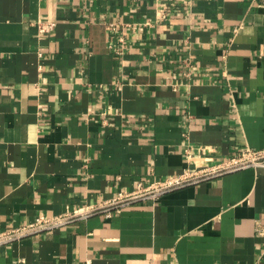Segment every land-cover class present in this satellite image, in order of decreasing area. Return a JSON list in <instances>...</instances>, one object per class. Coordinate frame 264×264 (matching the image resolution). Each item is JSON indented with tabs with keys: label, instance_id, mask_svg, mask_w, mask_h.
<instances>
[{
	"label": "crops",
	"instance_id": "crops-1",
	"mask_svg": "<svg viewBox=\"0 0 264 264\" xmlns=\"http://www.w3.org/2000/svg\"><path fill=\"white\" fill-rule=\"evenodd\" d=\"M246 147L264 149L253 0H0V232ZM258 221L262 167L2 246L0 264H264Z\"/></svg>",
	"mask_w": 264,
	"mask_h": 264
},
{
	"label": "built area",
	"instance_id": "built-area-1",
	"mask_svg": "<svg viewBox=\"0 0 264 264\" xmlns=\"http://www.w3.org/2000/svg\"><path fill=\"white\" fill-rule=\"evenodd\" d=\"M166 1L171 2L172 0ZM253 3L256 8L264 7V0H253ZM38 25L39 31L42 34L48 33L56 27L55 23L39 22ZM110 29L114 32L116 25L111 24ZM259 167L264 168V149L253 150L246 147L237 157L215 165L197 167L193 171L186 170L182 175L169 177L164 180L149 183L139 182L131 191H121L112 200L99 205L68 209L64 214L52 217L40 215L32 223L0 232V247L10 245L39 233L55 232L71 223L86 219L94 214L104 213L106 216H111L133 203L156 201L170 192L189 185L220 177L227 173ZM255 231L258 237L264 238V223L258 221Z\"/></svg>",
	"mask_w": 264,
	"mask_h": 264
}]
</instances>
